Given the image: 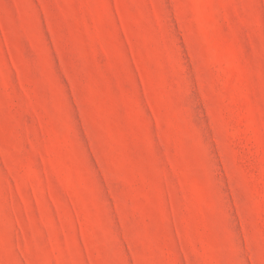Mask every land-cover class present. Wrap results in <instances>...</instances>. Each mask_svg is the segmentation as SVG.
I'll return each mask as SVG.
<instances>
[{
	"label": "rangeland",
	"instance_id": "1",
	"mask_svg": "<svg viewBox=\"0 0 264 264\" xmlns=\"http://www.w3.org/2000/svg\"><path fill=\"white\" fill-rule=\"evenodd\" d=\"M0 264H264V0H0Z\"/></svg>",
	"mask_w": 264,
	"mask_h": 264
}]
</instances>
